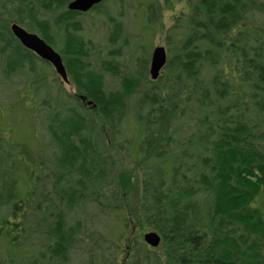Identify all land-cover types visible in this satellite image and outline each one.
Instances as JSON below:
<instances>
[{
  "label": "trees",
  "instance_id": "16d2710c",
  "mask_svg": "<svg viewBox=\"0 0 264 264\" xmlns=\"http://www.w3.org/2000/svg\"><path fill=\"white\" fill-rule=\"evenodd\" d=\"M70 1L0 0V264H264V0Z\"/></svg>",
  "mask_w": 264,
  "mask_h": 264
},
{
  "label": "water",
  "instance_id": "95a60500",
  "mask_svg": "<svg viewBox=\"0 0 264 264\" xmlns=\"http://www.w3.org/2000/svg\"><path fill=\"white\" fill-rule=\"evenodd\" d=\"M104 0H72L68 4L69 10L86 12L93 6ZM11 29L17 39L29 50L35 52L40 58L49 62L60 75L64 82H69L67 69L63 62L62 56L51 44L36 32L29 31L25 27L13 23ZM168 60V53L165 46L159 45L153 49L149 73L152 80L159 78L163 68ZM144 241L151 247H158L161 243V235L155 230L144 233Z\"/></svg>",
  "mask_w": 264,
  "mask_h": 264
},
{
  "label": "rangeland",
  "instance_id": "374dc122",
  "mask_svg": "<svg viewBox=\"0 0 264 264\" xmlns=\"http://www.w3.org/2000/svg\"><path fill=\"white\" fill-rule=\"evenodd\" d=\"M164 14H168V12L165 11ZM165 20H167V16L165 17ZM94 35H95L94 36L95 40H101L102 41L104 39L103 29H101L99 27L98 30L94 33ZM162 44L164 45L162 39L160 37H158L156 39V41H155V43H154L153 46H155V45H162ZM65 86H66V88L68 90H70V89L72 90V88H73V86L71 84H66L65 83ZM143 236H144V234H143ZM123 253H124V249L121 251V254H123ZM80 261H81V258L79 256H74V258H73V264H80Z\"/></svg>",
  "mask_w": 264,
  "mask_h": 264
}]
</instances>
